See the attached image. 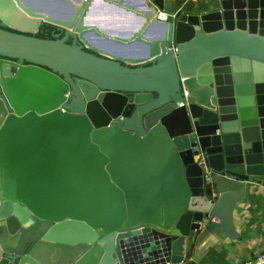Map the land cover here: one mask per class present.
<instances>
[{
	"label": "water",
	"instance_id": "95a60500",
	"mask_svg": "<svg viewBox=\"0 0 264 264\" xmlns=\"http://www.w3.org/2000/svg\"><path fill=\"white\" fill-rule=\"evenodd\" d=\"M168 1L0 0V264H183L211 222L238 239L264 184V0ZM205 169L238 188L211 200Z\"/></svg>",
	"mask_w": 264,
	"mask_h": 264
},
{
	"label": "crops",
	"instance_id": "0c3cea01",
	"mask_svg": "<svg viewBox=\"0 0 264 264\" xmlns=\"http://www.w3.org/2000/svg\"><path fill=\"white\" fill-rule=\"evenodd\" d=\"M26 4L45 11L49 14L70 17L73 11L71 0H22ZM76 0H73L75 3ZM131 5H137V0H127ZM211 0H174L167 7V13H175L186 7H208ZM130 6V5H128ZM103 18L98 10L94 13L92 21L99 22L102 28L108 29L109 34L127 35L139 27L135 25L131 16L127 17L131 21L122 22L118 25L108 24V18L115 16H105ZM106 19V20H105ZM104 21V22H103ZM159 31L154 29L148 34L153 37ZM115 45V44H112ZM128 51L135 55L145 52V46L138 44L134 47H127ZM252 184L247 193V197L233 211V224L239 236L237 240H232L224 235L216 222L209 223L196 234L195 240L188 248L186 260L183 264H237L252 260L264 249V184ZM212 185L217 195L238 188L234 182L226 181L219 176H213Z\"/></svg>",
	"mask_w": 264,
	"mask_h": 264
},
{
	"label": "built area",
	"instance_id": "2783aa9c",
	"mask_svg": "<svg viewBox=\"0 0 264 264\" xmlns=\"http://www.w3.org/2000/svg\"><path fill=\"white\" fill-rule=\"evenodd\" d=\"M163 16L164 20L166 19V16L167 15H161ZM214 176V173L209 170V169H205V172H204V182H205V187L206 189H209L212 191V194H211V200H215L216 197H217V193L212 185V178ZM237 264H264V249L259 252L257 254V256L255 258H253L252 260H248V261H244V262H239Z\"/></svg>",
	"mask_w": 264,
	"mask_h": 264
},
{
	"label": "flooded vegetation",
	"instance_id": "af4514ba",
	"mask_svg": "<svg viewBox=\"0 0 264 264\" xmlns=\"http://www.w3.org/2000/svg\"><path fill=\"white\" fill-rule=\"evenodd\" d=\"M61 36V39L64 37V34L60 31H58L55 27L51 26H44L40 29V31L37 34V37L44 40H53L55 36ZM71 42V41H69ZM10 61L7 59H3L0 57V62Z\"/></svg>",
	"mask_w": 264,
	"mask_h": 264
},
{
	"label": "rangeland",
	"instance_id": "374dc122",
	"mask_svg": "<svg viewBox=\"0 0 264 264\" xmlns=\"http://www.w3.org/2000/svg\"><path fill=\"white\" fill-rule=\"evenodd\" d=\"M170 4H172V2L169 0V1L167 2V7H168Z\"/></svg>",
	"mask_w": 264,
	"mask_h": 264
}]
</instances>
